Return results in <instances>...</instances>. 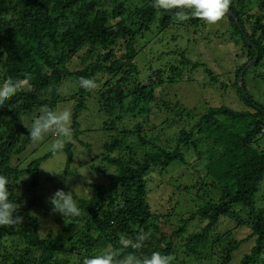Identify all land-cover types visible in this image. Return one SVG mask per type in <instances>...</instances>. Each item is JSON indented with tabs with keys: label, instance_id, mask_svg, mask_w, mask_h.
Listing matches in <instances>:
<instances>
[{
	"label": "trees",
	"instance_id": "1",
	"mask_svg": "<svg viewBox=\"0 0 264 264\" xmlns=\"http://www.w3.org/2000/svg\"><path fill=\"white\" fill-rule=\"evenodd\" d=\"M229 10L243 31L226 13L236 48L229 86L241 107L207 103L188 108L173 100V85L189 80L196 68L203 67L214 84L219 75L177 43L170 50L161 41L165 31L175 29L176 42L187 24L197 37L206 29L203 20L189 13V19L178 21L179 9H156L152 0H0V56L7 57L0 58V83L8 78L21 83V90L0 108L1 123H15L0 134V174L9 179L10 199L18 208L14 216L23 218L15 227L0 226V264H82L86 255L113 248L122 256L159 251L172 255L173 264H200L204 259L205 264H231L234 251L250 239L251 249L235 264H264L262 195L263 206L257 205L264 184V0H231ZM151 41V48L157 45L155 66L150 62L142 71L138 57L151 49H146ZM256 52L257 60L246 67ZM80 77L95 80L98 87L79 88ZM66 79L77 83L68 98L76 99L74 143L65 147L67 162L60 177L74 179L72 149L83 143L78 116L89 97L105 114L102 127L108 139L101 161L115 172L106 175V183L89 184L90 195L79 200L82 217L54 213L56 229L51 226L43 235L42 221L53 215L48 210L52 195L38 194L39 168L54 153L24 162L22 154L33 144L27 137L31 125L18 127L16 122L21 117L32 122L43 105L57 110L66 100L59 93ZM220 84L221 90L228 88ZM169 129L174 132L167 137ZM173 162L189 165L192 175L203 171L202 178L173 187L177 192L197 191L187 200L190 209L179 214H174L172 199L162 212L147 201V174ZM90 168L100 170L94 164ZM53 180L60 183L56 191H66L64 180L48 179ZM227 220L249 226V235L237 240L229 228L221 230ZM194 222L203 225L195 228ZM141 230L149 234L143 246H126Z\"/></svg>",
	"mask_w": 264,
	"mask_h": 264
},
{
	"label": "rangeland",
	"instance_id": "2",
	"mask_svg": "<svg viewBox=\"0 0 264 264\" xmlns=\"http://www.w3.org/2000/svg\"><path fill=\"white\" fill-rule=\"evenodd\" d=\"M206 29L199 33V36H192L191 26L187 24L186 31H182L181 34L176 37V42L172 41V36L175 34L176 30H167L163 33L162 38V48L170 49L172 45L177 43V46L180 48H185L188 51V54L194 59L199 60L201 63H204L206 67L213 70V72L219 75V82L216 84L209 81L208 76L204 73V68H196L190 74V79L187 81H182V83H176L173 85V90L170 95H172L174 101H180L185 107L188 108H203L204 104L212 103L217 105H231L237 108L241 107V102L237 100L235 90L229 86L230 74L236 67V63L234 61V53H236V48L233 46V41L230 38V33L228 29V24L225 16L218 21L216 24L209 25L204 21ZM216 32V35L214 33ZM180 33V32H179ZM213 34V35H212ZM155 40V38H152ZM143 42V41H142ZM170 43V44H167ZM160 44V42L158 43ZM167 44V45H166ZM153 45V42H149L147 44L146 49H150ZM146 53V54H145ZM141 54L138 57V67L140 70L144 71L147 65L151 62V65L155 66V56L157 54V45L152 47L150 50ZM225 82L228 84V88H224L221 90L220 83ZM77 91V83L74 79H66L63 81L61 87L59 88V93L62 97L66 98V100L60 101L58 105V109H62L64 107H69L74 110V106L76 105V99H70L74 93ZM156 93H161L160 90L157 89ZM97 102L94 98L89 97L87 99L86 107L79 112L78 120L79 127L81 129L80 139L83 143L76 144V146L72 149L73 151V159L71 163V167H73L74 179L71 178L67 186L65 185L66 191L71 188L77 186V190H79L80 186L84 188H89V184H103L107 182V176L115 172L114 166L107 165L101 161V154L103 152V143L108 139L106 136V131L103 129V121L105 119V114L97 110L98 108ZM31 118H20L16 124L17 126H30ZM131 124V123H130ZM15 127V123L13 122H5L1 123L0 121V134H6L11 131ZM174 130V129H173ZM169 129L165 131L166 136L172 135L174 132ZM51 135V134H50ZM48 135L45 139L39 143H33L27 151H25L23 156V161L30 159H35L42 156L45 153L49 152V146L54 143L55 137L53 135ZM166 137V138H167ZM164 140V139H163ZM137 151L140 149L137 147ZM117 152H114L116 154ZM67 162V155L63 153L52 154L46 160H44L39 168V185L37 188L38 194L47 193L46 197L51 196L56 191V183L59 186V182H55L54 180L50 183L48 179L53 178L55 180H65V177H60V175L52 174L51 171L59 172L61 171ZM94 164L99 167V171L92 170L90 165ZM50 171V172H48ZM192 169L189 165L180 167L178 162H173L169 164L165 169L157 170L153 168L151 173L147 174L146 180L149 177L148 185L150 187V192L147 193V201L152 206L155 207L159 212H162L163 208L166 205H171L174 200V207L176 210L174 214H179L183 209L189 210L190 206L187 200L194 198L197 194V191L194 193H187L182 190L181 192H177L173 189V187L180 185L181 188L188 181L186 179H198L203 177V171L194 172L193 175L190 174ZM81 174V176L79 175ZM60 177V178H59ZM59 183V184H58ZM63 184V183H62ZM159 184L165 185L162 187H158ZM157 186V187H156ZM161 186V185H160ZM59 188V187H58ZM156 188V191H154ZM173 189V190H172ZM61 190H64L62 187ZM170 191L168 194H166ZM174 192V193H173ZM176 193V195H175ZM260 195V196H259ZM264 199V184L261 183L257 197L259 202L257 205L263 206L261 202L262 196ZM169 197V198H168ZM169 203H167V201ZM264 202V200H263ZM177 205V206H176ZM164 206V207H163ZM48 210H51V207H48ZM53 212V211H52ZM50 215V214H49ZM54 214L49 217H44L43 221L46 225V230L42 227V234L45 235L47 230L51 228V226L56 229L54 220L56 218ZM176 220V218H173ZM226 225L221 227V230L230 229L233 233L235 239L242 240L246 238L250 229L247 225L236 226L232 221L227 220ZM175 225V223L171 224ZM195 228L203 225L192 223ZM198 225V226H197ZM169 227V228H168ZM166 229H171V226L168 224ZM177 227V226H174ZM192 229V226H191ZM253 244V239L247 240L243 242L233 253V260L231 264H235L240 260L242 255L248 249H251ZM206 260H202L200 264H205Z\"/></svg>",
	"mask_w": 264,
	"mask_h": 264
},
{
	"label": "clouds",
	"instance_id": "3",
	"mask_svg": "<svg viewBox=\"0 0 264 264\" xmlns=\"http://www.w3.org/2000/svg\"><path fill=\"white\" fill-rule=\"evenodd\" d=\"M231 0H152V7L156 9L172 10L179 9L176 12L178 21H185L191 16L205 21L212 25L220 21L228 12ZM0 58L6 59V53ZM79 88L92 91L98 87L95 80L91 78L80 77L78 80ZM21 90V83L12 78H8L0 83V108L6 106L9 100ZM73 113L71 108L53 110L47 105L41 106L39 114L34 117L28 128V139L32 143H39L49 134L56 139L49 146V151L58 154L63 153L66 145L74 143L73 137ZM50 172V171H48ZM56 175H63L64 171H51ZM81 176V174H79ZM71 179V175L65 177V184ZM9 179L0 174V226H17L23 223V218L15 215L18 212L16 202L10 199L8 188ZM90 188L77 186L68 191L57 190L49 198L51 209L54 213L60 214L63 218H80L84 215V210L79 206V200L90 195ZM149 234L142 230L135 241L126 242V246L133 249H140L143 242L148 239ZM174 257L165 255L159 251H153L151 255L137 256L134 253L121 255L120 249L113 248L107 251H99L93 255H86L82 264H173Z\"/></svg>",
	"mask_w": 264,
	"mask_h": 264
},
{
	"label": "water",
	"instance_id": "4",
	"mask_svg": "<svg viewBox=\"0 0 264 264\" xmlns=\"http://www.w3.org/2000/svg\"><path fill=\"white\" fill-rule=\"evenodd\" d=\"M227 14L230 15L235 20V22L238 25L240 31L243 32L242 31V28L240 27L239 22L235 18L234 14L230 10H228ZM257 57H258V53L256 52L254 58L248 63V65L246 67L250 66L254 61H256L257 60ZM238 81H239V83H241V89L243 90L244 88H243V85H242V73L239 75Z\"/></svg>",
	"mask_w": 264,
	"mask_h": 264
}]
</instances>
